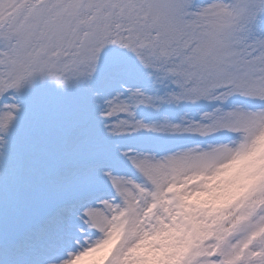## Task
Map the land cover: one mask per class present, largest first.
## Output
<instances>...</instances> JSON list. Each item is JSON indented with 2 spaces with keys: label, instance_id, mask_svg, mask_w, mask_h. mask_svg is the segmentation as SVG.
Returning a JSON list of instances; mask_svg holds the SVG:
<instances>
[{
  "label": "snow or ice",
  "instance_id": "1",
  "mask_svg": "<svg viewBox=\"0 0 264 264\" xmlns=\"http://www.w3.org/2000/svg\"><path fill=\"white\" fill-rule=\"evenodd\" d=\"M0 264H264V0H0Z\"/></svg>",
  "mask_w": 264,
  "mask_h": 264
}]
</instances>
